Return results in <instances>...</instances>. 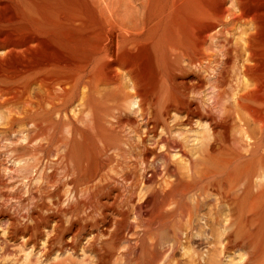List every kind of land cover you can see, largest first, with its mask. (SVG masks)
<instances>
[{"label":"bare ground","instance_id":"1","mask_svg":"<svg viewBox=\"0 0 264 264\" xmlns=\"http://www.w3.org/2000/svg\"><path fill=\"white\" fill-rule=\"evenodd\" d=\"M135 1L141 0H0V112L3 119L0 137L6 138V133L13 132L15 126L26 127L27 142L15 143L9 149L17 160L25 159L27 152L38 149L40 152L47 139L50 142L57 138L59 150L63 152L57 161L50 160L60 168L48 173L37 167L47 180L45 185L38 186L39 192H58L62 185H71L72 191L79 192L78 183L87 182V173L92 177L101 173L100 156L104 166L115 162V168H123L117 170V175L130 180L131 171L124 164H129L132 156L138 158L143 150L139 141L126 133L125 120H132L126 110L135 103L138 108H132L131 113L146 117L158 98V89L144 78L141 61L133 53L138 41L128 32L129 29L135 31L140 22L136 15L127 16L123 12L124 5L136 6ZM215 2L220 3L217 11L201 19L192 32L179 31L172 36L168 54L184 79L179 82L181 91H170L165 112L177 111L188 119L201 117L208 121L209 137L213 139L204 155L205 161L210 163L206 167L208 173L219 174L226 170L231 178L237 176L230 188L224 187L223 200L240 207L244 200L255 198L254 207L260 209L264 197V47L261 44L264 0ZM227 3L233 8L228 9ZM227 13L231 16L229 21L224 19ZM230 23L247 25L248 32L244 31L235 39L228 30ZM215 26H220V31L210 33ZM76 31L86 36L88 44L82 48H87L79 49L74 44L72 34ZM207 40H216L215 46L219 48L216 55L207 53L206 48H212L211 43L204 48ZM122 69L126 70V75L121 73ZM233 79L237 84L229 83ZM228 84L232 85L230 90ZM207 85L214 90L210 104L199 96L201 88ZM77 102L79 109L74 116L70 109ZM73 122H82L92 137L72 132L56 135V126ZM149 122L147 117L146 124ZM169 143L172 149L181 146L176 140ZM163 156L168 159L167 154ZM189 158L190 165H194L196 160ZM27 163L30 169L38 165L37 160ZM1 169L0 176H3ZM185 174L193 177V172ZM58 175L67 180L62 185H55L56 181L50 184L52 177L59 178ZM117 175L108 173L111 177H107L108 181ZM182 176L185 177L182 172L173 170V188L169 195L182 197L191 189L189 181L181 184ZM115 182L113 184H118ZM88 185L82 192H95V184ZM162 199L164 196L157 198L158 202ZM159 217L160 212L155 219ZM249 220L245 218L243 223Z\"/></svg>","mask_w":264,"mask_h":264},{"label":"rangeland","instance_id":"2","mask_svg":"<svg viewBox=\"0 0 264 264\" xmlns=\"http://www.w3.org/2000/svg\"><path fill=\"white\" fill-rule=\"evenodd\" d=\"M174 1L150 0L148 3L141 0L134 2L136 6H123L127 16L136 15L140 22L135 31L128 30L131 37L138 41L133 53L141 61L144 78L158 89V103L152 104V111L149 113V110L146 117L131 113L132 108H138L135 103H131L130 110H126L132 118L130 122L125 120L126 133L139 141L143 150L138 158L131 157L129 166L124 164L131 171L130 180L117 175V170L122 171L123 168H115V162L104 166L100 156V171L106 174L92 177L87 173V182L80 180L78 183L79 192L72 191L71 185H62L67 179L60 178V175L57 176L59 178L53 176L50 183L55 184L56 181L55 185H62L59 193L39 192L38 186L47 183L41 170L50 173L60 168L50 162L51 159L57 161L63 153L56 142L58 139L44 140L46 146L40 152V149L27 152L25 159L17 160L9 149L15 143L27 142L26 127L15 126L11 135L6 133V138L0 137V166L4 169L0 168L4 172L0 176V264H264V197L260 209L254 207L255 198L244 200L240 207L237 203L225 202L224 187L230 188L237 176L231 178L226 170L219 174L208 173L210 163L205 161L204 155L208 144L213 141L212 136L209 137L208 121L201 117L188 119L177 111L166 113L170 91H181L179 82L184 79L168 54L172 36L179 31L192 32L197 24L200 25L201 19L207 18L220 6L216 0ZM143 3L147 4L141 6ZM226 7L233 8L230 3ZM229 14H226L225 21L231 18ZM262 20L264 31V17ZM248 27L242 23L228 24V30L235 39L240 38L244 31L248 32ZM220 28L215 26L210 33L218 32ZM263 31L261 44L264 47ZM72 39L79 49L88 44L86 36L77 31L73 32ZM215 41L205 42L204 48L210 43L212 45V48H206L207 53L216 55L219 48L215 46ZM121 73L126 75V70L122 69ZM234 81L229 83L237 84ZM244 81L249 82L247 78ZM232 85L228 84V90ZM200 91L203 93L201 95L200 92L199 96L205 98L204 101L213 102L211 96L214 90L210 85ZM77 105L78 102L70 109V114L75 116L78 113ZM1 115L0 112V133L3 128ZM147 117L149 124H146ZM71 132L92 137L82 122L56 126L57 136L70 135ZM171 140H176L181 146L172 149ZM99 144L101 147L102 144ZM164 154L168 159L164 158ZM189 157L196 160L194 165H190ZM36 160L38 165L30 169L27 161L34 163ZM47 164L49 167H46ZM37 167L42 169L37 171ZM15 169L17 172H14ZM173 170L185 175L181 184L191 183V189L182 197L169 195L173 188ZM188 171L189 175L193 172V177L185 174ZM108 173L114 177L117 175L118 179L108 181L111 178ZM60 180H63L62 183ZM88 184H95V192H82L89 187ZM103 188H106L105 192H98ZM161 196L164 199L158 202L157 198L161 199ZM159 212L161 217L155 219ZM245 218H250L246 224L243 223Z\"/></svg>","mask_w":264,"mask_h":264}]
</instances>
